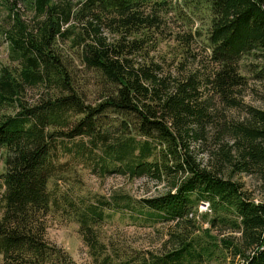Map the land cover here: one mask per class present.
I'll return each mask as SVG.
<instances>
[{
  "label": "trees",
  "instance_id": "trees-1",
  "mask_svg": "<svg viewBox=\"0 0 264 264\" xmlns=\"http://www.w3.org/2000/svg\"><path fill=\"white\" fill-rule=\"evenodd\" d=\"M165 3L0 0L2 264H75L45 238L50 211L78 225L95 264H264V0H205L211 68L182 77L149 55ZM249 54L262 106L243 100ZM79 166L165 188L90 194L75 182ZM109 211L167 224L162 251L105 241Z\"/></svg>",
  "mask_w": 264,
  "mask_h": 264
},
{
  "label": "rangeland",
  "instance_id": "rangeland-1",
  "mask_svg": "<svg viewBox=\"0 0 264 264\" xmlns=\"http://www.w3.org/2000/svg\"><path fill=\"white\" fill-rule=\"evenodd\" d=\"M1 13L0 26L8 27L9 23L3 20L4 11ZM209 17L205 0H166L165 10L159 13V24L152 31L149 55L158 61L163 70L171 76L182 77L194 70L207 73L211 68L206 40ZM7 49L8 43L0 34V64L8 62ZM258 63L259 60L254 59L251 54L244 56L240 62L241 72L250 78L249 88L244 93L243 100L252 106H262L255 92H261L262 86L260 82L252 78V73L249 71ZM5 111L0 110V112ZM230 113L235 117L243 116L241 109L230 110ZM4 153L5 150L0 149V174L4 171ZM200 156L198 152V157ZM78 173L79 180L75 181L76 184L82 188L83 192L90 194L109 196L112 193L122 192L140 198L155 195L165 188L164 182L157 183L148 177L131 179L126 175L116 173L99 177L88 168L80 166ZM244 179L251 183L250 178L245 177ZM1 184L0 177V193L3 190ZM206 208V203H199L198 216L203 227H206L207 223H204L201 214ZM108 213L110 217L102 226L105 241H112L114 245L125 251L123 253L139 251L143 254L147 251L153 253L162 251L167 224L143 223L134 219V216L119 211ZM45 226L46 240L68 252L75 264H95L78 232V225L73 220L56 211H50L45 216ZM0 264H2L1 255Z\"/></svg>",
  "mask_w": 264,
  "mask_h": 264
}]
</instances>
